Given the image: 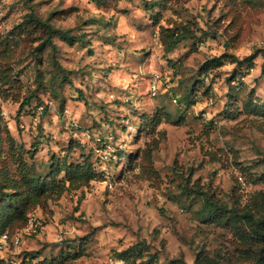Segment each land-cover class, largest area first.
Segmentation results:
<instances>
[{"label": "rangeland", "instance_id": "1", "mask_svg": "<svg viewBox=\"0 0 264 264\" xmlns=\"http://www.w3.org/2000/svg\"><path fill=\"white\" fill-rule=\"evenodd\" d=\"M31 14L83 40L53 37L39 50L45 32L19 26ZM174 26L188 37L167 52L163 30ZM263 54L264 0H0V175L20 179L26 166L45 176L53 161L94 160L107 144L114 181L65 180L4 231L23 241L0 248V264L25 252L33 264H110L136 244L141 264L237 254V228L203 221L204 208L264 212ZM218 56L224 64L202 79ZM32 94L43 115L21 106Z\"/></svg>", "mask_w": 264, "mask_h": 264}, {"label": "trees", "instance_id": "2", "mask_svg": "<svg viewBox=\"0 0 264 264\" xmlns=\"http://www.w3.org/2000/svg\"><path fill=\"white\" fill-rule=\"evenodd\" d=\"M100 2L101 0H95ZM130 1V0H128ZM152 5L155 3L152 2ZM29 24V28L36 30L41 28L46 36L37 46L39 50L47 45H54L53 37H59L68 44H73L75 41L83 40L81 35H74L71 30L61 29L52 25L48 20L37 19L32 14L28 15L25 22L19 24L21 31H25V27ZM163 43L167 52L172 51L178 43L188 37V28L174 26L164 28ZM11 46V43H6ZM256 54L243 59V62L253 64ZM264 57V54H263ZM224 58L221 56L213 57L204 62L201 68L202 79L210 76L213 79L212 72L215 68L224 64ZM12 68V66H8ZM262 72H264V62L262 64ZM4 84L10 81H4ZM160 89V88H159ZM35 94L24 99L22 107L36 106L40 103L33 104L32 99ZM1 97V96H0ZM47 108V107H45ZM260 110H264V104L259 106ZM46 109H44L45 112ZM43 112V113H44ZM43 115V114H42ZM0 117L4 118L1 110ZM120 157H130L128 152H119ZM90 158V156H88ZM65 172L59 181L56 180L61 172ZM102 175L96 171L94 160L84 159L83 162L70 164L53 161L49 171L45 176L31 170V168L23 167L21 169V178H11L8 173L2 172L0 175V236L3 235L7 228L14 227L23 223L27 217L28 211L35 205H45L48 198L54 195V192L61 193L65 189L64 181L68 180L70 184L79 188L87 185L92 179H98ZM102 179V178H101ZM11 189V190H8ZM205 210L207 213L203 216V221L224 220L225 224H231L236 227L240 235L237 254L233 257H215L209 255L204 250L198 252L194 264H264V212L259 216H255L251 212H238L234 209L213 206L210 200L205 202ZM226 212V214L224 213ZM245 219L243 220L239 217ZM16 222H18L16 224ZM9 233V232H8ZM137 251V252H136ZM144 249L138 244L130 246L124 250L116 252V258H124L130 263V256L134 255V260L144 257ZM36 255L25 252L24 258L19 264H33ZM155 258V255L150 256ZM133 261V262H135ZM44 262H38L42 264ZM141 264L140 260L135 262ZM133 263V264H135ZM169 264H189L183 258H175Z\"/></svg>", "mask_w": 264, "mask_h": 264}, {"label": "built area", "instance_id": "3", "mask_svg": "<svg viewBox=\"0 0 264 264\" xmlns=\"http://www.w3.org/2000/svg\"><path fill=\"white\" fill-rule=\"evenodd\" d=\"M155 79H156L155 81L162 80V76H160L159 74H156ZM167 87H170V86L167 85ZM158 91H159V86L156 83H153V86H152L153 94L154 95L157 94ZM44 109H45V106L42 104L37 107V111L39 112L40 115L43 114ZM0 110L3 115H7L1 98H0ZM38 123H39V117L36 116L34 119V124L38 125ZM21 127L26 128V125L22 123ZM104 147H106L105 150L102 149ZM94 154H95L94 163H95L96 171L100 173L103 177L100 181L105 184V187L112 189L114 187V181L109 176V171L105 166L106 162L110 159V146L107 144H105L104 146H100V148H96L94 150ZM37 226H38V223L36 222L34 216L32 215L29 216L28 230L36 229ZM22 241H23L22 233L20 234L19 232H15L14 234H9L7 232L0 236V248H4L8 244V242H11L14 245H19ZM16 262L17 261H15L14 264H17ZM110 264H129V263L124 258L113 257L110 259Z\"/></svg>", "mask_w": 264, "mask_h": 264}]
</instances>
